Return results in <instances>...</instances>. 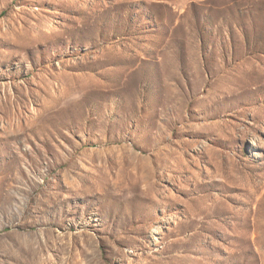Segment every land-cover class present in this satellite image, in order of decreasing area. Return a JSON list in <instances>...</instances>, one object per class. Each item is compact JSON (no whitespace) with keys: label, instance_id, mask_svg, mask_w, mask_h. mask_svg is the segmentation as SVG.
I'll return each mask as SVG.
<instances>
[{"label":"rangeland","instance_id":"obj_1","mask_svg":"<svg viewBox=\"0 0 264 264\" xmlns=\"http://www.w3.org/2000/svg\"><path fill=\"white\" fill-rule=\"evenodd\" d=\"M0 264H264V0H0Z\"/></svg>","mask_w":264,"mask_h":264}]
</instances>
